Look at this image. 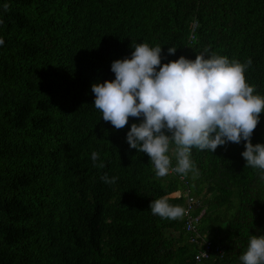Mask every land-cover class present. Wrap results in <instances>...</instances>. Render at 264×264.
<instances>
[{
    "label": "trees",
    "instance_id": "1",
    "mask_svg": "<svg viewBox=\"0 0 264 264\" xmlns=\"http://www.w3.org/2000/svg\"><path fill=\"white\" fill-rule=\"evenodd\" d=\"M0 38V264H242L264 235V172L246 167L245 142L193 148L195 179L157 177L126 139L143 118L115 129L91 87L144 42L161 46V64L205 48L250 58L246 80L264 96V0H0ZM251 140L264 144V112ZM164 196L197 201L209 258L195 260L186 216L151 213Z\"/></svg>",
    "mask_w": 264,
    "mask_h": 264
},
{
    "label": "clouds",
    "instance_id": "2",
    "mask_svg": "<svg viewBox=\"0 0 264 264\" xmlns=\"http://www.w3.org/2000/svg\"><path fill=\"white\" fill-rule=\"evenodd\" d=\"M8 8L3 5L4 11ZM132 47L130 58L112 62L115 79L93 83L91 91L95 108L115 129L125 128L129 117L143 118L132 123L126 139L130 148L148 155L157 177L192 173L195 179L199 172L191 159L193 148L214 153L218 146L242 140L246 167L264 172V144L251 140L264 112V96L254 94L255 86L246 80L250 58L241 63L216 53L207 55L205 48L194 60L181 55L161 64V46L141 42ZM176 50L170 46L168 53L174 55ZM98 155L92 153L93 162ZM116 179L102 177L108 184ZM149 209L168 220L187 214L181 205L169 203L167 196L152 200ZM240 260L242 264H264V235L250 237Z\"/></svg>",
    "mask_w": 264,
    "mask_h": 264
},
{
    "label": "built area",
    "instance_id": "3",
    "mask_svg": "<svg viewBox=\"0 0 264 264\" xmlns=\"http://www.w3.org/2000/svg\"><path fill=\"white\" fill-rule=\"evenodd\" d=\"M154 167V166H153ZM183 179V177H180ZM197 204V201L193 197H188L187 199V206H186V223L185 228L187 231L192 232L193 235L191 237V241L197 242L199 244V251L195 255V260L200 261L203 259L209 258V255L212 250V245L208 240H203L200 238V234L198 233V228L196 226V223L194 221V218L190 215V210L192 207H194ZM217 252H221V250L216 249ZM199 257V259H198Z\"/></svg>",
    "mask_w": 264,
    "mask_h": 264
},
{
    "label": "rangeland",
    "instance_id": "4",
    "mask_svg": "<svg viewBox=\"0 0 264 264\" xmlns=\"http://www.w3.org/2000/svg\"><path fill=\"white\" fill-rule=\"evenodd\" d=\"M179 193H174V194H172V196H176V195H178Z\"/></svg>",
    "mask_w": 264,
    "mask_h": 264
}]
</instances>
